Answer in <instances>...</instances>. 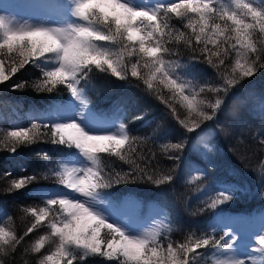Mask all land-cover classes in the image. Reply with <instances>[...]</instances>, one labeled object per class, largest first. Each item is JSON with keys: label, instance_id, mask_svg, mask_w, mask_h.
<instances>
[{"label": "snow or ice", "instance_id": "6c2138e0", "mask_svg": "<svg viewBox=\"0 0 264 264\" xmlns=\"http://www.w3.org/2000/svg\"><path fill=\"white\" fill-rule=\"evenodd\" d=\"M71 11L83 23L67 28L13 26L0 16V84L26 66L43 61L53 66L46 70L42 68L40 77L33 82L19 81L13 86L14 90L31 87L37 92H52L58 85H65L73 97L82 101L79 86L81 80L90 78L93 67L101 72L110 71L121 80L130 72L131 77L141 80L145 90L167 107L183 129L184 137L163 146L165 151L175 153L168 156L173 167L157 178L147 171V166L141 168L132 159L135 146L147 138L131 136L124 124H120L118 134L108 135L88 134L74 122L34 124L31 129L7 131L0 140V150L15 153L21 146L46 140L78 149L91 166L70 168L62 165L44 176L26 175L11 179L6 189L9 193L39 179L52 178L56 184L77 195L43 200V206L22 209L33 221L23 236H17L10 227H0V255L15 252L25 236L47 221L49 232L39 236L30 250L40 254L51 238H55V248L40 256L38 264H76L90 257L115 260L118 264H198L203 255L200 250L209 246L222 254L215 264H264V233L256 238L259 247L253 249L259 253V261L251 257L241 259L235 255V238L226 239L231 235L227 231L219 240L211 235L197 236L191 232L183 242H169L164 246L159 240V229L139 236L129 235L88 205V200L99 190L134 180L138 175L157 185L174 180L172 172L179 167L181 154L189 144L208 136L205 122L216 120L217 114L224 111L230 89L264 69V47L257 46V40L264 43V6H254L249 0H228L227 3L224 0H175L148 11L134 8L125 0H74ZM174 18L183 28L190 30V34L172 23ZM173 44L191 47L193 61L200 63L203 59L215 68L223 84H206L199 86L197 91V85L191 80L181 78L186 66L169 59L181 52L179 47L169 46ZM229 50L234 53V62L221 70ZM162 88L170 95H163ZM205 91L222 92L224 96L216 95L214 101L205 102L199 99ZM173 102L185 108L184 118H180ZM261 107L264 109V103ZM216 126L221 127L218 121ZM259 142L264 145V137ZM206 148L204 143L200 149L192 147V150L205 152ZM101 153L115 155L129 163L130 171L105 172L100 167ZM41 155L47 159L46 153ZM191 167L199 171L195 165ZM257 167L260 169L257 173L260 191L264 194V161ZM201 177L205 179L203 173L196 179ZM232 198L230 191L216 192L204 201L205 208L200 211L216 209ZM222 241L226 242L222 244ZM0 264L4 262L0 261Z\"/></svg>", "mask_w": 264, "mask_h": 264}, {"label": "trees", "instance_id": "16d2710c", "mask_svg": "<svg viewBox=\"0 0 264 264\" xmlns=\"http://www.w3.org/2000/svg\"><path fill=\"white\" fill-rule=\"evenodd\" d=\"M54 1L64 7L74 0H51ZM224 2L227 3L228 0ZM162 4L166 3L160 2L157 6ZM255 4L257 7L264 6V0H258ZM4 18L9 23V20ZM172 23L190 34V30L183 28L175 18ZM192 44L195 46L194 40ZM169 46L181 49L179 56H171L169 59L178 60L186 66L187 77L191 76L190 80L197 85V91L199 86L206 84H223L215 68L203 62V59L200 63L193 61L191 47L183 44ZM257 46L264 47V43L257 40ZM211 47L209 45V48ZM229 52L221 70H225V66L234 62V53L231 50ZM52 66L51 63L38 61L0 84V140L4 139V134L10 130L31 129L34 124H54L55 113L69 101V90L65 85H58L52 92H37L31 87L14 90L13 87L19 81L37 80L42 68L46 70ZM227 71H230V68ZM89 77L88 80H81L79 86L82 88L81 95L87 108L103 118L115 120L119 125L124 124L126 132L131 136L147 138L144 143L137 144L136 152L132 153V159L136 160L141 168L147 166V171L157 178L170 172L173 161L169 160L168 156L175 153L171 150L165 151L163 146L176 143L184 137V132L167 107L145 90L141 80L131 77L130 72L126 79L121 80L110 71L101 72L93 67ZM162 94L170 95L163 88ZM216 95L224 96V93L205 91L200 94L199 99L210 102L214 101ZM225 100L224 111L217 114V119L205 122L204 126L209 129L208 136L192 142L181 154L179 167L172 172V182L157 185L138 175L134 180L129 179L101 189L97 195L118 205L127 198L133 199L142 204V211L146 205L159 206L164 212V224L159 229V240L164 246L169 242H183L191 232H195L197 236L211 235L219 240L226 230L214 228V222L221 216L244 214L250 218L264 214V194L260 191L257 175L260 171L257 166L264 161V145L259 142L260 138L264 137V109L261 107L264 103V69H260L252 77L244 78L239 85L230 89ZM174 106L180 118H184L185 108L179 103H174ZM135 117L140 118L134 119ZM217 121L221 127L216 126ZM43 130L41 127V131ZM203 139H207L205 141L209 144V149H204L205 152L193 151L192 147L200 149ZM78 152L74 147L51 144L46 140L21 146L15 153L0 150V225L10 227L17 236H23L33 218L22 209L43 206V200L49 198L51 190L63 188L52 178H48L39 179L23 189L9 193L6 189L11 179L26 175L44 176L50 170L59 169L67 160L75 158ZM44 153L47 154V159L42 158L41 154ZM99 156L100 167L105 172L130 171L131 165L115 155L101 153ZM191 165H195L199 171L193 170ZM8 173L11 175H7ZM201 173L206 180L203 177L196 179ZM227 183L242 188L243 191L236 189L232 193L233 198L216 209L200 211L205 208L204 201L213 197L216 192L223 191L221 187ZM46 225L47 221H44L42 226L25 236L15 252L8 256L0 255V261L4 264H38L40 256L55 248V238H51L45 243L40 254L30 250L39 236L49 232ZM200 251L203 255L198 264H214L219 257L218 251L211 246ZM76 264L118 262L90 257L87 261H78Z\"/></svg>", "mask_w": 264, "mask_h": 264}, {"label": "rangeland", "instance_id": "374dc122", "mask_svg": "<svg viewBox=\"0 0 264 264\" xmlns=\"http://www.w3.org/2000/svg\"><path fill=\"white\" fill-rule=\"evenodd\" d=\"M175 0H125L130 6L138 9L154 11L160 2L170 3ZM225 1V0H224ZM258 0H249L254 6ZM74 1L69 6H59L51 0H0V16L6 17L13 26H42L47 28H67L69 25L83 23L72 15ZM180 71V70H178ZM191 78V76H189ZM181 78L190 80L187 77L186 69L181 72ZM81 98L83 99L82 95ZM77 123L85 132L93 135H108L119 133V123L115 120L103 118L90 111L84 99L81 101L73 97L69 91V101L60 108L54 116L56 123ZM203 139L201 145L206 143ZM201 148V146H200ZM63 165L67 167L83 168L91 166L90 162L80 152L75 158L67 160ZM223 191L234 193L236 189L243 191L232 184H225L221 187ZM49 198L63 195L69 197L77 195L65 188L53 189L49 192ZM54 195V196H53ZM84 200L83 197H77ZM88 205L94 212L102 214L110 223L121 227L127 234L139 236L146 232L160 229L164 224V212L157 205H146L142 211L141 203L127 198L120 205L116 202L104 200L97 194L88 200ZM264 214L247 217L244 214H232L218 217L214 222V228H225L231 235L229 239L235 238L233 248L238 258H256L259 261V253L253 251L259 247L256 238L264 233ZM0 227H2L0 225ZM222 254H218L220 258ZM227 255V254H223ZM215 264V263H214Z\"/></svg>", "mask_w": 264, "mask_h": 264}, {"label": "bare ground", "instance_id": "6f19581e", "mask_svg": "<svg viewBox=\"0 0 264 264\" xmlns=\"http://www.w3.org/2000/svg\"><path fill=\"white\" fill-rule=\"evenodd\" d=\"M263 221H264V219H263Z\"/></svg>", "mask_w": 264, "mask_h": 264}]
</instances>
